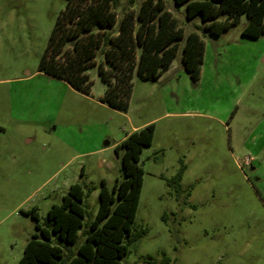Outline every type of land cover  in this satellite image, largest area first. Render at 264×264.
<instances>
[{
	"label": "rangeland",
	"instance_id": "374dc122",
	"mask_svg": "<svg viewBox=\"0 0 264 264\" xmlns=\"http://www.w3.org/2000/svg\"><path fill=\"white\" fill-rule=\"evenodd\" d=\"M65 5L0 0V264H19L74 186L83 193L84 227L93 220L103 183L111 192L127 179L123 141L150 125L120 263L264 264V34L245 35L242 17L212 35L199 16L187 19L186 5L166 0L186 33L205 42L200 77L187 73L180 50L156 81L134 76L123 112L100 101L101 54L87 70L89 95L39 72ZM182 166L178 191L167 182Z\"/></svg>",
	"mask_w": 264,
	"mask_h": 264
},
{
	"label": "trees",
	"instance_id": "16d2710c",
	"mask_svg": "<svg viewBox=\"0 0 264 264\" xmlns=\"http://www.w3.org/2000/svg\"><path fill=\"white\" fill-rule=\"evenodd\" d=\"M175 3L186 5L187 19L199 16L204 29L212 35L220 36L242 17L248 20L245 35L264 34V0ZM180 50L185 70L198 80L205 42L196 31L186 33L167 9L166 0H66L38 70L89 95L92 81L87 70L97 64L101 54L104 61L99 64V74L107 89L100 101L126 112L134 76L156 81L172 66ZM152 129V125L140 129L123 141V171L127 179L111 192L103 183L96 217L84 227L83 193L80 187H72L63 204L51 209L44 227H38L40 236L28 241L19 264H121L119 260L126 254L124 241L132 240L129 235L141 185V170L136 163L141 147L151 143ZM183 173L182 166L167 182L168 186L179 191ZM81 236L85 242L78 245Z\"/></svg>",
	"mask_w": 264,
	"mask_h": 264
},
{
	"label": "built area",
	"instance_id": "2783aa9c",
	"mask_svg": "<svg viewBox=\"0 0 264 264\" xmlns=\"http://www.w3.org/2000/svg\"><path fill=\"white\" fill-rule=\"evenodd\" d=\"M247 163L249 164V163H250V160H248ZM250 164H251V163H250Z\"/></svg>",
	"mask_w": 264,
	"mask_h": 264
},
{
	"label": "crops",
	"instance_id": "0c3cea01",
	"mask_svg": "<svg viewBox=\"0 0 264 264\" xmlns=\"http://www.w3.org/2000/svg\"><path fill=\"white\" fill-rule=\"evenodd\" d=\"M135 130H136V129H135ZM136 131H138V130H136ZM136 131H135V132H136Z\"/></svg>",
	"mask_w": 264,
	"mask_h": 264
}]
</instances>
